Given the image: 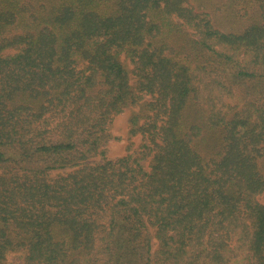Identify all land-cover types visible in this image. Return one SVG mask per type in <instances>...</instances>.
I'll list each match as a JSON object with an SVG mask.
<instances>
[{"label":"trees","instance_id":"obj_1","mask_svg":"<svg viewBox=\"0 0 264 264\" xmlns=\"http://www.w3.org/2000/svg\"><path fill=\"white\" fill-rule=\"evenodd\" d=\"M222 1L0 0V264H264V0Z\"/></svg>","mask_w":264,"mask_h":264},{"label":"rangeland","instance_id":"obj_2","mask_svg":"<svg viewBox=\"0 0 264 264\" xmlns=\"http://www.w3.org/2000/svg\"><path fill=\"white\" fill-rule=\"evenodd\" d=\"M221 1V9L218 12L213 13V18L221 29L224 31H230L232 29L238 28L246 19H240L233 16L231 12V7ZM211 12V10H210ZM10 51V50H9ZM11 52V51H10ZM128 69L132 68V65L126 61L125 62ZM142 107H130L127 108L122 114L118 115L109 128L110 137L104 144L105 155H98L89 160V163L97 164L103 162L105 159H117L127 155L129 152L135 153L138 152L143 139L141 134L133 135L132 130V120L136 115L141 114ZM143 122V119L140 120V123ZM144 164L147 162L144 160ZM264 165V160L262 162ZM58 173V172H57ZM56 173V174H57ZM156 240L154 239L155 248L157 247ZM8 260L12 264H24V258L21 253H11L8 256Z\"/></svg>","mask_w":264,"mask_h":264}]
</instances>
